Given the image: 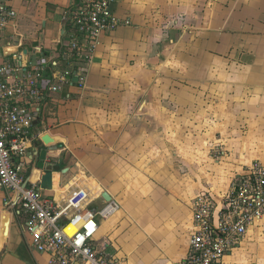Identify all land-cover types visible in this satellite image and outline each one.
Masks as SVG:
<instances>
[{"label":"crops","instance_id":"1","mask_svg":"<svg viewBox=\"0 0 264 264\" xmlns=\"http://www.w3.org/2000/svg\"><path fill=\"white\" fill-rule=\"evenodd\" d=\"M9 2L13 45L51 72L84 76L38 108L26 172L47 148L34 168L42 197L61 204L85 188L97 207L106 191L118 209L98 218L93 246L116 264H179L194 197H218L245 165L264 164V0H117L129 25L82 62L65 55L63 17L76 0ZM216 145L225 154L213 161ZM12 200L0 191V264H51ZM220 264H264V217Z\"/></svg>","mask_w":264,"mask_h":264},{"label":"built area","instance_id":"2","mask_svg":"<svg viewBox=\"0 0 264 264\" xmlns=\"http://www.w3.org/2000/svg\"><path fill=\"white\" fill-rule=\"evenodd\" d=\"M10 0H0V191L13 199L26 215L33 248L49 256L51 264H116L104 247L96 249L98 218H107L118 203L103 199L92 207L85 188H77L61 204L43 198L38 180L25 185L29 144L35 139L33 125L44 98L84 76L69 69H48L32 62L20 46L13 45L8 30L17 11ZM117 0H79L63 17L68 30L65 55L74 62L90 61L99 39L109 31L129 25L111 9ZM73 28L69 29L68 25ZM14 46L5 55L4 49ZM57 75V76H56ZM101 198V196L99 195ZM264 217V164L258 160L234 175L220 196L198 193L191 205L188 252L179 264H220L239 248L247 231Z\"/></svg>","mask_w":264,"mask_h":264},{"label":"water","instance_id":"3","mask_svg":"<svg viewBox=\"0 0 264 264\" xmlns=\"http://www.w3.org/2000/svg\"><path fill=\"white\" fill-rule=\"evenodd\" d=\"M63 29H65V23L63 24ZM65 34V33H64ZM14 51V49H12L11 50V48H5L4 49V53H5V55H7V54H9V53H11V52H13ZM34 141V140H33ZM45 144V143H44ZM45 147H47V146H45ZM47 149V148H46ZM46 149H43L42 151H40V154L38 155V159L40 160L38 163H35L33 166H32V169H30L29 171H28V173H27V175H26V180H25V183H24V186L25 185H30V180L31 179H33V180H37L38 178L35 176V173H34V168L35 169H39L41 166H42V161H44L45 160V157H46V154H47V150ZM28 152H29V149H28ZM45 169L46 170H49V171H51L52 170V167H51V165H45ZM18 196H19V194L17 193L15 196H14V198H13V202H12V207L16 204V202H17V199H18ZM102 198L105 200V201H110L111 200V197H110V195L106 192V191H104L103 193H102Z\"/></svg>","mask_w":264,"mask_h":264},{"label":"rangeland","instance_id":"4","mask_svg":"<svg viewBox=\"0 0 264 264\" xmlns=\"http://www.w3.org/2000/svg\"><path fill=\"white\" fill-rule=\"evenodd\" d=\"M32 4H34L33 6H31ZM28 5H29V10H34V11H39L40 10V7H42V4H40V3H38V2H35V3H31V2H28ZM248 6V4L247 3H243V5H242V7H240V8H238L239 9V12L240 13H243V15H248V8H246ZM32 8V9H31ZM227 9V8H226ZM223 12L225 13V11L223 10ZM68 27H69V29H71V28H73V25L72 24H70L69 23V25H68ZM39 36H41V35H39ZM43 37V36H42ZM7 38H11L10 37V34H9V36L7 37ZM67 43H66V45H65V48L66 49H68L67 47ZM61 68V67H60ZM225 154V150L221 147V146H219V145H216L215 147H213L211 150H210V153H209V157H210V159L211 160H213V161H218L219 160V158L221 157V156H223ZM4 192V191H3Z\"/></svg>","mask_w":264,"mask_h":264},{"label":"trees","instance_id":"5","mask_svg":"<svg viewBox=\"0 0 264 264\" xmlns=\"http://www.w3.org/2000/svg\"><path fill=\"white\" fill-rule=\"evenodd\" d=\"M79 0H76V3L78 2Z\"/></svg>","mask_w":264,"mask_h":264},{"label":"bare ground","instance_id":"6","mask_svg":"<svg viewBox=\"0 0 264 264\" xmlns=\"http://www.w3.org/2000/svg\"><path fill=\"white\" fill-rule=\"evenodd\" d=\"M12 50V49H11Z\"/></svg>","mask_w":264,"mask_h":264}]
</instances>
